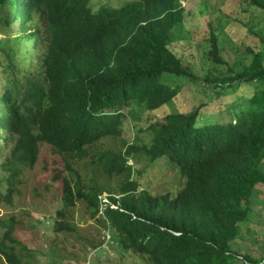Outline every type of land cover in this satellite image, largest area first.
<instances>
[{"label":"trees","instance_id":"16d2710c","mask_svg":"<svg viewBox=\"0 0 264 264\" xmlns=\"http://www.w3.org/2000/svg\"><path fill=\"white\" fill-rule=\"evenodd\" d=\"M242 1L264 13V0ZM183 12L181 0H128L97 10L91 0H0V32L16 33L0 38V202L14 204L43 141L67 170L56 176L63 192L56 231L75 230L66 214L78 201L99 213L107 191L111 203L102 215L109 240L146 254L152 264H264V228L248 224L255 200L264 198V34L243 69L202 80L174 45ZM209 40L207 56L227 63L218 35ZM169 76L216 89L259 86L228 122L206 116L201 103L143 126L140 111L156 112L179 96L182 85L168 83ZM135 108L132 127L149 132L152 142L106 147L105 139L122 137ZM88 156L86 166L107 178L102 186L98 175L78 171L76 163ZM137 156L166 160L184 179L182 189L175 195L141 190L130 163ZM114 179L117 190L108 184ZM0 224V258L21 264L16 218Z\"/></svg>","mask_w":264,"mask_h":264},{"label":"rangeland","instance_id":"374dc122","mask_svg":"<svg viewBox=\"0 0 264 264\" xmlns=\"http://www.w3.org/2000/svg\"><path fill=\"white\" fill-rule=\"evenodd\" d=\"M127 1L91 0V7L94 10L102 6L119 7ZM181 1L184 4L185 21L180 23L174 32V45L177 52L182 54L183 62L190 66L195 74L201 79L205 76H231V67L240 71L250 63L251 49L259 50L260 37L264 34L262 10L242 0ZM213 33L218 35L220 54L227 62L225 64L214 63L206 54ZM15 35L14 28L5 33L0 32V38H14ZM166 81L174 86L182 85L179 96L156 112L140 111L143 126H147L150 120L162 122L163 116L170 112H190L201 103L206 104L201 110L206 116H212L219 122H228L231 115H237L248 105L249 96L256 86H259L254 82L243 83L238 88L227 86L216 89L215 85H212L215 83L207 84L188 78L169 76ZM221 89L222 93H218ZM136 109L134 115L125 121L122 137L105 139L106 147L121 148L122 140H136L138 144L148 145L152 142L149 132L138 134L132 127L138 112ZM86 161H90L89 156L76 163L79 173L87 177L98 175L102 186L107 178L101 177L92 163L88 164L90 167L86 166ZM130 163L134 164L138 171L137 178L142 184L141 190L148 189L155 195H175L184 185V179L176 168L164 159L152 162L145 156H137ZM60 173H67L63 158L50 144L42 141L36 164L32 168L24 169L23 183L19 193L14 196V204L0 202V218H16L14 236L21 244L17 246L21 264H152L146 254L122 250L114 238L113 241L109 240L111 231L103 219V205L100 206L101 211L93 215V210L85 201H78L66 214V217L74 222L75 230L56 231L55 223L59 220L57 213L63 207L62 180L56 177ZM108 184L117 190L118 179L110 180ZM102 195L109 200L111 193L105 191ZM255 205L256 212L248 224L253 229L261 230L264 228V198L256 199ZM4 230L5 227L0 224V239ZM262 246L258 247L261 253ZM0 264L11 263L2 256Z\"/></svg>","mask_w":264,"mask_h":264},{"label":"built area","instance_id":"2783aa9c","mask_svg":"<svg viewBox=\"0 0 264 264\" xmlns=\"http://www.w3.org/2000/svg\"><path fill=\"white\" fill-rule=\"evenodd\" d=\"M102 205L103 206H105V204H107V203H111V201H110V199L108 200L107 199V197H104V195H102ZM109 236H110V234H109Z\"/></svg>","mask_w":264,"mask_h":264}]
</instances>
